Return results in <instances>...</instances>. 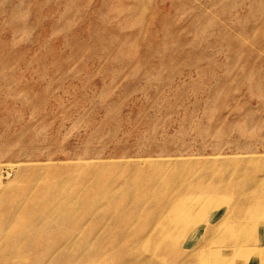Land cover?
Here are the masks:
<instances>
[{
	"label": "rangeland",
	"instance_id": "obj_1",
	"mask_svg": "<svg viewBox=\"0 0 264 264\" xmlns=\"http://www.w3.org/2000/svg\"><path fill=\"white\" fill-rule=\"evenodd\" d=\"M134 164L156 173L159 188L183 181L169 194L191 225L190 245L226 212L212 216L207 204L199 216L202 189L222 178L231 195L247 194L264 183V0H0V264H63L79 248L62 235L117 233L121 205L140 209L126 224L146 235L155 222L143 215L146 197L103 196L129 174L126 190L149 189ZM81 195L97 201V216ZM61 198L74 202L68 214L56 213ZM258 230L264 241V220ZM129 241L136 247L122 260L147 256L145 243ZM226 254L209 260L264 264V254ZM109 257L102 264H114Z\"/></svg>",
	"mask_w": 264,
	"mask_h": 264
},
{
	"label": "bare ground",
	"instance_id": "obj_2",
	"mask_svg": "<svg viewBox=\"0 0 264 264\" xmlns=\"http://www.w3.org/2000/svg\"><path fill=\"white\" fill-rule=\"evenodd\" d=\"M173 167L176 168L174 165ZM144 168L145 167L142 168L140 164H137L136 169L134 164L132 170L136 169V182L144 184L153 181L148 184L149 189L147 191L143 190L142 188L137 190L136 187L126 190L124 188L125 184L127 185L132 181V175L130 176L129 174V178L124 182L122 181L123 183H120L121 185L113 187L112 190L105 192L103 196L104 199L108 201V204H117L116 201L123 198H126V200L133 198L134 201L135 197L137 199L146 197L145 202L147 205H150V209H144L143 215L145 216L146 220L155 221L153 226L148 229L147 234L135 236L136 232L141 226L126 224L127 220L125 217L130 216V214H139L140 209H133L130 213H126L122 208L123 205H121L119 208L114 209L112 213V216L116 219V221H124L123 225H120V227L115 229L117 233H112V230H107L105 232L101 231L99 233L91 231L92 233L90 235H86L87 233L81 234L84 236V239L81 242L79 239H76L77 237H81V235L79 236L77 234H72L71 232L62 235V237L66 238L68 246L72 247L73 249H76L77 247L79 248L77 251H73L79 254L75 255V253L72 252V256H70L63 264H102L107 254H110L109 260L114 261V264H155L156 260L158 261L157 264H168L167 262L172 264H199L197 261V257L199 256V258L202 260V264H218L214 258H210L211 260H209V255L211 256L213 252H222V250H226L228 253V255L226 254V257L231 256L232 259H234L237 255L242 254L243 250L259 253L260 255L264 254V241L257 240V233L260 230H258L260 227V222L264 220V194L257 195L256 193V191H258L260 188H264L263 182L256 181L257 185L251 188L247 194L246 192L237 191L238 193H233V195H231L228 193L232 188L230 182H228L230 179L222 178L220 182L218 181V183L211 184V186L202 189L200 191V198L196 200V202L202 206L199 208L200 210L206 208L208 204L210 207L207 209L209 210V208H211L212 211L210 212V215L213 213L212 216H215V214L221 208H226V212L222 216L220 222L214 223L212 220L208 221L207 225L203 229V235H200L199 237L198 241L200 242L198 246L194 247L195 249L189 254L178 258L179 254L184 252L183 247H188L190 245L188 244L190 238L187 237L189 236L191 225H189V223L186 221L185 216L181 214L182 208L180 202L174 200L173 197L170 196L169 191L171 189L172 191H174V189H179L183 181L179 180L176 182L177 179L174 176H171V189L159 188L160 184L156 182V180H158L156 173H150L145 176L140 175V173H144ZM172 171L176 170L172 169L170 172ZM241 175L247 176L245 171L242 172L240 176ZM20 179L21 178L19 177L16 179V181H14L15 186H18L21 183L19 182ZM226 182L229 184L225 185ZM259 183L260 188H257ZM93 195L96 198L99 197L98 195ZM182 196L183 195H179L178 198H181ZM72 199L75 198L72 197ZM76 199L80 200L79 206L82 205L83 210H88L89 214L87 215L89 217H95L97 216L96 214H99L97 210L99 205L97 201L93 199L92 195L88 198V201H86L82 195L80 197H76ZM65 200L66 198H61L55 202L54 207H56V213L58 215L60 212L68 214V207L74 203H71L70 200L69 202ZM160 202L163 203L164 208L170 206L173 210L162 212L157 208ZM76 204L77 203H75L74 208L78 206V204ZM204 211L205 209L201 212V214H199V216L203 215ZM74 213L75 214H73V216L76 217L78 214H81V210L78 213L77 211H74ZM124 213L125 216H123ZM167 214H171L172 217L169 218ZM120 216L122 218H120ZM58 217L61 219L60 216ZM37 225L41 226L38 223ZM41 227L47 230L54 228L49 227L48 225ZM83 228L85 227L81 223H78L76 226H74V229L77 231L84 230ZM262 230L263 226L261 227V231ZM239 231H244L245 233L241 232L243 235L234 234L236 232L239 233ZM225 232L231 233V235L226 237ZM34 238L24 234L21 239H24L23 241H27V244L29 241H31V245L35 244L36 246L40 247L46 246L47 240H38ZM262 238L264 239V235ZM129 239H131L133 243H145V254H147V256H141L140 259L131 257L128 260H122L119 254H124V251L132 254L133 249L136 247L129 245ZM111 240H115L116 243L112 242L113 244H110ZM198 241H194L192 245L196 244ZM105 243L106 248H111L105 249ZM147 243H150V246H148ZM58 245L60 244L59 240L57 239L56 243H54L52 246L56 247ZM116 248L119 249V251H116ZM24 260L26 261V259ZM12 261H10V263ZM52 262L55 263L58 262V260H53ZM221 264H230V262L225 258L224 262ZM234 264L239 263L235 260ZM243 264L246 263L243 262Z\"/></svg>",
	"mask_w": 264,
	"mask_h": 264
}]
</instances>
